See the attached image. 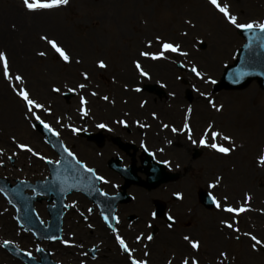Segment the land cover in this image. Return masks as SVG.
Here are the masks:
<instances>
[{
  "label": "rangeland",
  "instance_id": "1",
  "mask_svg": "<svg viewBox=\"0 0 264 264\" xmlns=\"http://www.w3.org/2000/svg\"><path fill=\"white\" fill-rule=\"evenodd\" d=\"M93 1L95 0H70L66 6L48 9L46 10L48 12L55 9H58V11L55 14L46 13L49 17L45 22L33 19L32 12L25 8L23 0H0V50L8 54L11 73H18L24 77L23 84L16 82L14 79L9 82L3 77L2 64H0V177L8 179L11 183H14L17 179L33 181L47 173V164L42 161L44 158L52 157L50 148L44 144L41 136L33 129L34 117L28 114L24 101L13 90L12 84H17L18 87H26L33 99L44 104L46 108H51L50 113L34 109L41 118L45 115L48 116L47 118L53 122L51 127L56 124V117L58 119L63 118L64 115L72 111L74 113L82 109L102 111L107 109L106 107L109 105L111 106L114 100L125 101L130 98H136L134 105L136 110L140 109L141 111L139 118L148 117L153 112L157 115L160 108L149 106L148 103L152 96H156L155 93L142 87L145 84H156L165 89L166 97L160 95L162 97L160 99H165L161 105L164 106L167 113L171 111L172 114H167L168 116L164 117L160 113L161 123L153 120L150 133L155 137L156 147L161 146L163 150L168 151V154L172 156L182 152L184 162H193L186 167L187 174L191 177L188 178L187 186L190 189L199 186L207 187L217 199L221 200L222 204L224 203L222 198L227 196V202L233 206L244 203L246 193L252 197L250 210L240 214L227 213L218 208L212 211L207 208L202 209L203 219L210 226L208 230L204 225L201 234H198L201 242L198 251L202 261L204 263L213 262V264H241V262H245V264H264V247H259L258 252H254L250 248L252 243L250 238L244 235L246 232H252L259 238H264V211H262L264 210V165L260 162H253V156L258 151L259 145L263 144V135L256 132L257 128L264 127V90H261L255 81H252L243 89L213 92L212 85L206 82V77L201 80L189 73L181 74L171 63L181 60L189 68L195 63L205 75H210L216 80L224 65L232 61L234 51L232 53L231 51L228 52L229 47H227L228 55L226 52V55L221 56L220 62H217V64H220H218L220 66L219 71L212 72L209 66H203V62L211 55L209 52L210 43L205 34L212 31L214 34L224 36L227 39L229 36L231 38V31H236L237 28L230 26L226 21H222L220 24L218 19L221 18L222 14L210 4L209 0H203V6L197 0H130V2L132 1L131 5L134 4L129 14L130 25L127 22L122 24L125 25L128 33L136 35V40L138 36H145L147 41L151 40V47H146L149 51L161 50L157 45L160 41L155 39V37L160 36L162 40L179 43L181 52H188L185 59L181 54H177L178 52H165L166 58L160 59L162 60H159L160 62L157 60L158 63L156 64L142 63L144 70L149 72V76L144 77L140 75L136 67H131V63L126 65L125 62L121 61V57L126 58L127 53L123 54L120 50L113 53V48L107 47L110 34L107 29L105 32L103 29H101V32L97 30L101 24V15L98 12L96 14L91 11L90 3ZM222 1L233 7L232 9H239V12L240 9L243 10L241 17L238 19L240 23H246L249 19L259 21L264 16V0L260 1L258 6L253 4V0ZM115 2L120 4L122 0H118V2L115 0ZM17 5H21L20 9H23L21 18L15 17ZM146 18L149 19L148 24H146ZM187 21H191V23L189 24ZM55 26L59 29H54ZM219 26H221L220 30ZM216 27L218 28L216 29ZM222 28L225 31H221ZM95 32L100 34L99 38L105 44L97 49L105 50L101 54L105 59L106 68H100L99 66L87 67L86 65H80L73 59L70 63H66L45 40L41 39L45 35L49 39H56L72 55V51L82 52V49L77 47L78 44L82 43L83 37L93 41L92 33ZM184 33H187V35H184ZM128 41L127 38L120 35L115 38L116 45L123 49ZM200 42H205L204 50L198 49ZM237 42L229 50L238 48L241 43L239 40ZM138 46L141 49L143 48L140 44ZM41 52L46 53V55H39ZM197 53H200V55ZM134 59L136 60V57ZM71 66H76L74 71H71ZM126 66L131 70L127 69ZM80 72H87V79ZM176 74L186 76L189 81L193 95L191 103L183 95V86L174 79ZM32 80L36 82L32 84ZM80 84H84L85 87L83 89L79 88L78 85ZM193 85H195V88ZM53 88H60V92H54ZM73 88L75 91H70ZM137 88L140 91H136ZM180 89L182 93L178 95ZM196 89H199V91ZM65 91L74 94V97L68 100L69 104L62 97ZM201 92L209 95L202 96L200 95ZM93 93H96V95H93ZM173 93L175 95H172ZM82 96L87 101L86 105L81 104L80 98ZM105 96L108 97L107 100L103 99ZM157 98L159 99V97ZM145 99L146 103H140ZM209 99L217 105L222 104L223 109L217 112L209 104ZM11 101L17 107L16 111L10 113L5 110V106ZM206 101L208 102L206 103ZM171 106L177 109L172 111L169 109ZM189 106L192 108V112L188 116L191 133L187 129L181 128L185 122ZM172 115L177 118V122L175 121L176 118H172ZM244 116L246 117L241 120L240 118ZM261 119L263 124H261ZM228 120L232 121V126L237 129L240 138L243 137L248 142V146L251 145L250 148L244 151L246 152V158L240 160L241 165L238 163L240 167L246 166L247 172L250 174L246 175L245 180L239 179L236 184L228 182L226 179L229 174L227 165L231 164L230 166L234 167L232 171L237 168L238 171V164L230 161L225 162L224 157L219 156L222 155L221 153L199 143L209 124L213 125L212 131L214 129L222 131ZM162 122L173 126L165 127L162 130ZM258 124H261V126ZM173 128L180 130L181 136H174V133H172ZM23 135L30 137V139ZM189 135H191V139H189ZM257 135H259V139L252 146ZM12 137H16L15 141ZM193 140L197 143H193ZM211 142V137H209V143ZM19 143L28 144L33 151L29 152L18 148ZM194 147L199 150V156L196 159L192 157V148ZM37 152L40 155H36ZM213 152L216 155H213ZM6 156L10 157L6 158ZM9 158L12 159V162H9ZM232 159L235 161L234 158ZM218 177L221 178L220 183L215 188L210 187ZM238 183L240 184L238 191L228 187L232 184L237 186ZM0 202V211L5 213L4 210L6 209L3 207L4 205L6 208L8 207L1 195ZM8 210L10 214L8 217L4 218L5 214H0V243L4 239L17 242V239L20 238L17 235L16 222L13 217L11 218L13 211L9 208ZM8 218L13 226L8 225ZM224 219H228L230 223H233L234 228L238 227L240 232L237 233L222 224L221 221ZM222 226L225 228H222ZM218 229L223 230V233H219L220 244L219 241L217 243L216 240L214 242L209 240L211 230L215 233L219 232ZM237 236H239V239H236ZM27 239L25 238L23 240L25 243H20V246L31 249L33 245L27 242ZM243 247L247 252L243 251ZM221 252H226L227 258L221 257ZM17 263L21 264L20 262ZM0 264H15V261L2 250L1 246Z\"/></svg>",
  "mask_w": 264,
  "mask_h": 264
},
{
  "label": "flooded vegetation",
  "instance_id": "2",
  "mask_svg": "<svg viewBox=\"0 0 264 264\" xmlns=\"http://www.w3.org/2000/svg\"><path fill=\"white\" fill-rule=\"evenodd\" d=\"M134 103L133 99L114 100L105 110L71 117V125L77 126L74 129L94 135L90 139L83 137L71 127L63 132L69 150L78 161L92 168L96 177L105 178L98 179L102 194L74 190L65 192L61 200L60 195H51L37 203V214L42 221L58 219L60 225L58 237L39 243L35 251L38 259H41L39 249L45 248L53 264H131L116 241L119 234L135 249L133 255L146 259L148 264H167L169 260L181 264L185 257L193 256L199 264H213L204 263L199 249H192L183 239L187 235L200 240L198 234L207 222L198 198L202 187L187 186L190 175L186 167L193 162H182L178 154L172 157L154 149L156 145L150 133L154 119L151 114L139 118L140 110L135 109ZM151 105L154 107L155 101ZM100 124H106L107 128L99 127ZM153 160L169 161L162 165L174 177L152 181V172L157 171ZM176 192L182 193L183 198L174 195ZM49 206H54L52 212ZM170 215L174 220L168 219ZM104 216L109 219L105 221ZM205 226L209 230L210 226ZM141 234L142 239L136 241V236ZM148 235L153 240H147ZM64 240L70 243L66 245ZM17 243L24 242L20 239Z\"/></svg>",
  "mask_w": 264,
  "mask_h": 264
},
{
  "label": "snow or ice",
  "instance_id": "3",
  "mask_svg": "<svg viewBox=\"0 0 264 264\" xmlns=\"http://www.w3.org/2000/svg\"><path fill=\"white\" fill-rule=\"evenodd\" d=\"M70 2V0H23V4L25 6V8L30 11V12H37L40 10H48V9H54V8H59L61 6H66L68 5ZM210 4L213 5L216 9L219 10L220 13L223 14V16L227 19L228 23L231 24L232 26H234L237 29H242V30H247L249 32H251L254 29H259L261 33H264V21H255V20H250L246 23H240L238 22V17L233 15L230 11H229V5L224 3L222 4L220 2V0H209ZM187 23H191V21H187ZM184 35H187V33H184ZM41 39L45 40L52 49L55 50L56 53L59 54V57L66 63H70L73 59V57L70 55L69 51L66 50V48L64 46L61 45V43H58L56 39H49L48 36H42ZM155 39L157 41H160V49L159 51H141L139 53L140 56L142 57H148L151 58L152 60H160L165 57V52H173V53H180L182 56L187 57L188 56V52H181V45L179 43H175V42H169L167 40H162V38L160 36L155 37ZM152 45V41L149 40L148 41V46L149 48ZM248 45H246L247 47ZM39 55L44 56L46 55V53L41 52L39 53ZM77 63H79V61H77ZM135 67L136 69L139 70V73L141 76L144 77H148L149 76V72L145 71L144 68L142 67L141 63L139 60H136L135 62ZM0 64H2V75L3 77L8 80L9 82L13 81V79L16 82H19L20 84H23L24 82V77L20 74H12L10 71V65H9V58H8V54L7 52L0 50ZM98 65L100 68H106L107 65L104 62V60H99L98 61ZM191 71L192 73L195 74L196 77L200 78L201 80H204L205 74L197 67V65L195 63H193L191 65ZM84 77L87 79L88 73L85 72L83 73ZM247 75V73L245 71H237L233 73V76L236 80H239L240 78H242L243 76ZM207 83H212L215 84L216 81L212 78V76H207ZM13 90L16 92V94L22 99V101H24L26 107H27V112L28 114H30L32 117H34V119L36 121H39L40 124H42L46 129H48L50 132H54V134L59 135L58 132H55L54 129L51 128V125H49L48 123H46L39 114H37L34 109H40L44 112H51V108H46L44 104L38 102L36 99H33L31 97L30 92L28 91V89L26 87H18L17 84H12ZM79 88L83 89L85 87L84 84H80L78 85ZM193 87L195 88V85H193ZM197 91H199V89H196ZM54 92H60V88H53ZM70 91H75V89H70ZM136 91H140L139 88L136 89ZM93 95H96V93H93ZM172 95H175V93H173ZM200 95L202 96H207L209 94L201 92ZM103 99L107 100L108 97L105 96L103 97ZM81 100V104L82 105H86L87 101L85 100V98L82 96L80 98ZM209 104L211 105V107L213 109H215L217 112H220L223 109V105H217L214 101H212L211 99H209ZM84 109H82L83 111ZM192 112V108L191 106L188 107L187 109V113H186V117H185V122L183 125L184 129H187L189 131V133H191V127L190 124L188 122V116H190ZM84 114L87 115V112L84 111ZM153 117L156 116V113L153 112L152 113ZM120 123L126 124V121H120ZM139 123V122H137ZM34 126V125H33ZM99 127L101 128H107L106 124H100ZM141 127H147V125H141ZM164 127H168V125H164ZM213 128L212 124L208 125V129L205 130L204 135L200 138L199 143L201 145H204L206 147H210L211 149L224 154V155H229L230 153L233 152V150L236 148V145L234 142H232L233 138L230 135H225L220 131H212L211 129ZM176 128H173L172 131H176ZM74 131H80V129H74ZM209 137H211L212 142L209 143ZM12 139L15 141L16 137H12ZM189 139H191V135H189ZM222 140L225 142H228V146H225V144L223 143H217V140ZM193 143H197V141L193 140ZM170 143V142H169ZM18 148L20 149H25L29 152H32L33 149L26 143H19L17 145ZM65 151H67V149H65ZM36 155H40L38 152L35 153ZM70 155H74L72 153H69ZM259 162L264 165V155H260L259 156ZM79 162V161H78ZM56 163H59V161H57ZM162 163L164 164H169V161L165 160L162 161ZM85 168L88 172H93L94 170L92 168H88L85 165ZM99 180L104 181L105 178L103 176H98L97 177ZM220 179L221 178H217L215 183L211 184L210 187L215 188L219 183H220ZM107 182V181H105ZM0 191H3L2 189H0ZM174 195H176L179 198H183L182 193L180 192H176ZM224 203H221L220 199H217L216 196H212V200L216 206V208L218 209H222L224 212L227 213H232V214H240V213H244L246 211L250 210V201L252 199L250 194H245L244 196V203L240 204L239 206H233L231 203H228V197L224 196L223 198ZM89 211H91V209H89ZM264 211V210H262ZM153 215H155V213H153ZM105 221H107L109 218L108 216H104ZM168 219L170 221L174 220V217H172L171 215L168 217ZM222 224L226 225L227 228L229 229H233L235 232L239 233L240 229L238 227L234 228L233 223H230L228 219H224L221 221ZM91 227V225H89ZM169 228L172 227V224L168 225ZM245 236L250 238L251 243V249L253 251L258 250V246L260 247H264V238H259L257 235H254L252 232H246L244 233ZM143 237V234L136 236V241H140ZM52 239H55V237H52ZM147 240L151 241L153 240V236L152 235H148L146 237ZM183 239L185 241H188V243L190 244L192 249H196L198 250L200 248L201 242L199 239H195V238H191L187 235H185L183 237ZM236 239H239V236L236 237ZM116 241L119 244V247L128 255V258L131 261V264H148V261L146 259H137L135 255H133L135 249L131 248L129 246V244L126 242L125 238L123 236H120L119 234L116 235ZM5 245H9L12 243V241L10 240H5L3 242ZM64 244H69L70 241L68 240H64L63 241ZM146 247V246H145ZM28 255H31V253H29ZM145 256L148 255L147 252L144 253ZM221 257L227 258V253L226 252H221L220 253ZM167 264H173L172 260L167 261ZM181 264H199V261L193 256L191 259H189L188 257H185L182 261Z\"/></svg>",
  "mask_w": 264,
  "mask_h": 264
},
{
  "label": "bare ground",
  "instance_id": "4",
  "mask_svg": "<svg viewBox=\"0 0 264 264\" xmlns=\"http://www.w3.org/2000/svg\"><path fill=\"white\" fill-rule=\"evenodd\" d=\"M116 1L118 2V0H116ZM197 1L201 2L200 5H202V6L204 5L203 0H197ZM129 2H130V0H126V1L122 0V2L120 4H116L115 0H95V1L91 2L90 3L91 11L96 13V14L98 12L101 15V24L99 25L97 30H100V32H101V29H103V31L105 32L106 29H107L109 31L110 40L108 41L109 45L107 47L108 48L112 47L113 48L112 49L113 53H115L117 50H120L123 54L127 53V57L126 58L121 57V61L125 62L126 65H127V63L128 64L131 63L132 64L131 67L134 68L135 67L134 62L136 60H139L141 64L142 63L156 64V63H158V62H160L162 60H160V61L158 60V62H157V60H152L151 58L142 57V56L139 55V53L141 51H149V50L146 49V47L148 46L147 45L148 41H147L146 37L145 36H138L137 37L138 39L136 40V35L128 33L127 32V28H125V25L124 26L122 25L124 22H127V24L130 25L129 14H130V11H131V7H133L134 4L131 5L132 1L130 3ZM20 6L21 5H17V7L15 9L16 10L15 17H17V18H21L23 16V9H20ZM117 7L120 8V9L118 8V12H117ZM57 11H58V9L52 10L51 12H48L46 10H40V11H37V12H32L31 15L33 16V19H36V21H45L46 22L48 20V17H49L48 14H46V13L55 14V13H57ZM148 20L149 19L146 18V21H147L146 24L149 23ZM218 22L221 24L220 20H218ZM132 26H134V25H132ZM217 28L218 27H216V29ZM220 28H221V26H219V30H220ZM54 29H59V27L55 26ZM87 35H89V34H87ZM118 35H120L121 37H125V38H127L129 40L126 43V45H125L126 47H124V49L120 48L115 43V38H117ZM99 36H100L99 33H96V32L94 34L92 33L93 41L89 40L87 37L86 38L83 37L82 38V40H83L82 43H79L78 46H77L78 48L82 49L81 50L82 52H76V51L73 52L72 51V55L70 54L73 57V60L76 61V62L79 61L80 65H86L87 67L99 66L98 65V61L99 60H104L105 61V59L103 58V55H102L105 52V50L97 49V48H101V47H103L105 45L104 42L102 41V39L99 38ZM207 37L209 38V42H210V47H209L210 51L209 52H210L211 55H210V57L206 58L205 62H203L204 63L203 66H206V67L209 66L210 70L212 72L213 71L218 72L219 69H220V66L217 64V62L218 61L220 62V59H222L221 56L223 54L226 55L227 47H229V49H231V46H233L234 44H237L238 42H237L236 37L233 34H232L231 38L229 36V38L226 39L224 36L216 35V34H214L211 31V32L208 33ZM138 44L142 45L143 48L141 49L140 46H138ZM81 45H82V47H81ZM157 45H158V48H160V42L157 43ZM229 49H228V52L231 51V53H232L233 48H232V50H229ZM97 50H99V51H97ZM228 52H227V55H228ZM135 57H136V60L134 59ZM71 67H72L71 71H74V69L76 68V66H71ZM127 69L131 70L129 67H127ZM80 73L83 75L84 72H80ZM32 81H33V82H31L32 84H34L36 82L34 80H32ZM207 102L208 101H206V103ZM7 104L8 105L5 106L6 107L5 108L6 111H8L10 113L13 112V111H16L15 109H16L17 106H15L12 101L7 103ZM245 117L246 116H244V117H242L240 119L243 120ZM257 119H259V118H257ZM232 124H233L232 121L228 120L226 122V124L224 125L225 127H224V129L222 131H220L219 129H217V130L214 129V131H220V132H222L225 135L232 136V138H233L232 142H234L235 145H236V148L229 155L222 154V155H219V156L224 157V161L225 162H229L230 161V162H235L237 164L238 163L240 164L241 163L240 160L242 158L243 159L246 158V155H245L246 152H244V151L247 150L248 148H250L251 145L248 146L249 145V144H247L248 142L243 137L240 138L239 132L237 131V129H235V127L232 126ZM261 124H263V120L262 119H261ZM261 124H258V125L261 126ZM231 126H232V128H231ZM256 133H258L259 135L260 134L263 135V138H262L263 144L259 145L258 151L253 156V162H259V159H258L259 156L260 155H264V127L263 128L262 127L257 128V132ZM259 135H257L255 137L254 144L252 146H254L255 142L258 141ZM23 136H25V135H23ZM25 137L30 139V137H27V136H25ZM217 142L218 143H223V144H225V146H228V142H225V141H222V140H219V139L217 140ZM255 150H256V148H255ZM213 155H216V154L214 153ZM232 158H234L235 161H233ZM239 164H238V167H239L238 171H237L238 168L235 169L234 171H232L234 169V167L230 166L231 164L227 165L229 167V170H230V171L228 170L229 174L226 176V179H227L228 182L236 184L239 179L245 180L246 179V175L248 176L250 174L249 172H247L246 166H244V167L241 166L242 167L241 168L240 167L241 164L240 165ZM232 185H228V187H230L232 190H235V191L239 190V188H240V184L239 183L237 184V186L236 185L232 186ZM8 225L12 226V223H11L10 220H8ZM204 225H207V224L204 222ZM207 226H209V225H207ZM222 228H225V227L222 226ZM218 231L219 232H215L214 233L211 230V232L209 234V237H210L209 240H211V242H214L216 240L217 243L219 241V244H220L219 236H220L221 233H223V230L221 231V229L220 230L218 229ZM259 247L260 246H258V248ZM258 250L254 251V252H258ZM243 251L247 252L245 247H243ZM241 264H245V262H241Z\"/></svg>",
  "mask_w": 264,
  "mask_h": 264
},
{
  "label": "water",
  "instance_id": "5",
  "mask_svg": "<svg viewBox=\"0 0 264 264\" xmlns=\"http://www.w3.org/2000/svg\"><path fill=\"white\" fill-rule=\"evenodd\" d=\"M241 33L246 38L245 46L239 51V58L236 64L225 71L223 80L218 85V89L221 87L227 88H242L246 86L250 80L257 79L260 86L264 88V33H261L259 29H254L251 32L242 30ZM246 45H248L246 47ZM245 71L247 75L243 76L239 80H236L233 76L234 72ZM229 81H227V80ZM55 170H53L54 175ZM51 178L49 181H54ZM3 189H7V185L1 186ZM204 202L210 205L205 198ZM31 201L27 203L29 207Z\"/></svg>",
  "mask_w": 264,
  "mask_h": 264
}]
</instances>
